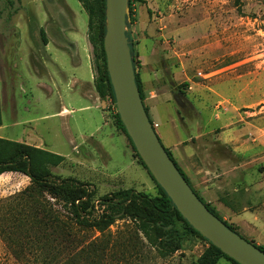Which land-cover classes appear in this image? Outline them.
I'll use <instances>...</instances> for the list:
<instances>
[{
  "label": "rangeland",
  "instance_id": "obj_1",
  "mask_svg": "<svg viewBox=\"0 0 264 264\" xmlns=\"http://www.w3.org/2000/svg\"><path fill=\"white\" fill-rule=\"evenodd\" d=\"M11 2L0 0V135L63 155L66 161L53 166L52 173L90 183L96 197L129 187L156 195V181L117 126L110 98H101L109 121L93 133L100 149L90 147V155L75 153L54 114L59 101L48 95L44 84L59 65L70 69L71 58L51 41L45 46L47 39L58 33L66 45L75 43L79 72L86 75V54L90 51L93 58L86 36L88 16L80 2ZM131 12L134 21L126 30L136 70L138 43L141 38L154 39L168 67L162 71L164 77L185 100L183 107L188 108L190 99L205 115L209 129L228 134L222 147L226 162L264 165V0H134ZM72 115L76 118L70 123L71 134L87 148L94 124L86 123L83 129L86 112ZM232 132L238 140L231 138ZM20 178H0V264H42L20 249L24 229L18 224L32 207L53 199ZM25 187L30 197L21 193ZM73 229L79 247H84L78 264H192L207 245L189 234L182 248L163 255L156 241H148L129 219L116 220L104 231L75 225ZM238 233L249 240L241 229ZM217 264L234 263L221 257Z\"/></svg>",
  "mask_w": 264,
  "mask_h": 264
},
{
  "label": "trees",
  "instance_id": "obj_2",
  "mask_svg": "<svg viewBox=\"0 0 264 264\" xmlns=\"http://www.w3.org/2000/svg\"><path fill=\"white\" fill-rule=\"evenodd\" d=\"M7 1L9 4L12 3L11 0ZM78 1L88 16L87 38L92 45L95 89L100 98H110L116 109L103 49L105 0ZM133 1L128 0L129 19L126 22L127 26L134 21L131 12ZM126 36L131 59L134 63L133 47L130 44L127 31ZM133 68L135 81L143 101L144 95L141 90V82L134 64ZM144 107L149 116L147 107L145 105ZM115 120L117 126L130 141L117 112H115ZM149 120L153 126L150 116ZM1 124L0 104V126ZM166 150L174 161L171 153L167 148ZM135 154L139 162L145 167L138 154L136 152ZM63 160L64 156L56 152L25 142L0 137V174L3 172L24 174L29 178V184L33 189L53 199V201L46 199L43 204L32 207L26 215L21 217L22 222L18 224V228L22 227L24 229L23 236L19 240L21 243L20 249H27L35 258H39L42 264H78L77 261L84 251V247H79L80 240L73 229V225L104 231L119 219L134 221L136 229L148 241H156V245L163 255L182 248L184 238L190 234L198 236L207 243L202 254L192 264H217L221 257L230 260L234 264H239L196 231L182 217L174 207L171 199L157 183L158 193L153 196L129 187L96 197L95 190L90 183L80 181L74 177H60L52 173L51 168L61 164ZM174 163L177 166L175 161ZM177 168L184 176L180 168L178 166ZM26 189L25 187L21 193H27V196L30 197L31 193ZM199 198L201 199V197ZM56 202L60 205L59 207L54 206V204H57ZM204 203L229 228L237 232L236 228L222 219L212 206L206 202ZM257 246L264 251L263 245ZM87 253L88 251L84 254ZM83 258L86 260L88 256L86 255Z\"/></svg>",
  "mask_w": 264,
  "mask_h": 264
},
{
  "label": "crops",
  "instance_id": "obj_3",
  "mask_svg": "<svg viewBox=\"0 0 264 264\" xmlns=\"http://www.w3.org/2000/svg\"><path fill=\"white\" fill-rule=\"evenodd\" d=\"M49 41L58 48L66 49L71 58L70 69L59 65L57 71L48 74V81L44 84L48 95L55 96L59 101L54 114L60 118L67 142L75 153L90 155V147L100 149V143L93 133L99 131L102 123L109 121L104 102L94 86L90 51L86 54L89 64L86 75L84 71L79 72L81 61L75 43L66 45L65 39L58 33L48 38L45 46ZM155 42L145 37L138 43V74L143 103L155 132L198 196L212 206L222 219L232 224L237 232L241 229L249 240L264 245V165H233L232 161L226 162L222 147L228 134L218 132L216 128L209 129L204 122L205 115L193 106L190 99L187 100L188 108L183 107L185 100L164 77L162 71L168 67L164 64L163 54L156 51ZM87 44L89 47V40ZM75 111L86 112L87 119H83L81 126L83 129L86 123L94 124V128L88 132L87 148L78 144L71 134L70 123L76 118L72 115ZM211 118L217 119L215 115ZM231 138L236 141L239 136L232 132ZM63 161H66L65 157ZM16 175L25 182L29 180L18 172H3L0 178Z\"/></svg>",
  "mask_w": 264,
  "mask_h": 264
},
{
  "label": "water",
  "instance_id": "obj_4",
  "mask_svg": "<svg viewBox=\"0 0 264 264\" xmlns=\"http://www.w3.org/2000/svg\"><path fill=\"white\" fill-rule=\"evenodd\" d=\"M103 49L119 119L146 169L182 217L239 264H264V251L212 213L181 175L145 110L126 36L128 0H105Z\"/></svg>",
  "mask_w": 264,
  "mask_h": 264
}]
</instances>
